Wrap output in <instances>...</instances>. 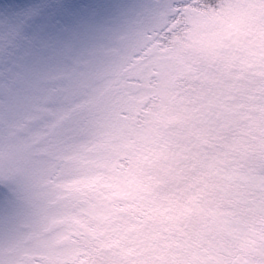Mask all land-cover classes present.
<instances>
[{"label": "rangeland", "instance_id": "374dc122", "mask_svg": "<svg viewBox=\"0 0 264 264\" xmlns=\"http://www.w3.org/2000/svg\"><path fill=\"white\" fill-rule=\"evenodd\" d=\"M0 264H264V0H0Z\"/></svg>", "mask_w": 264, "mask_h": 264}, {"label": "trees", "instance_id": "16d2710c", "mask_svg": "<svg viewBox=\"0 0 264 264\" xmlns=\"http://www.w3.org/2000/svg\"><path fill=\"white\" fill-rule=\"evenodd\" d=\"M207 2H209V3H213V2H214V0H207Z\"/></svg>", "mask_w": 264, "mask_h": 264}]
</instances>
